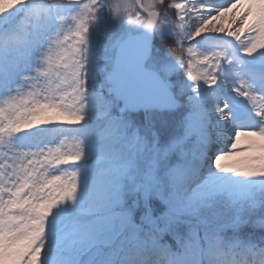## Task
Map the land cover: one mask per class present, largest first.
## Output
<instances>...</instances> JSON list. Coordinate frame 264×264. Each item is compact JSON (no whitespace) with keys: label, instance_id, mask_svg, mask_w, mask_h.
I'll return each mask as SVG.
<instances>
[{"label":"snow or ice","instance_id":"obj_1","mask_svg":"<svg viewBox=\"0 0 264 264\" xmlns=\"http://www.w3.org/2000/svg\"><path fill=\"white\" fill-rule=\"evenodd\" d=\"M0 264H264V0H0Z\"/></svg>","mask_w":264,"mask_h":264},{"label":"rangeland","instance_id":"obj_2","mask_svg":"<svg viewBox=\"0 0 264 264\" xmlns=\"http://www.w3.org/2000/svg\"><path fill=\"white\" fill-rule=\"evenodd\" d=\"M112 2L115 4V3H122L123 2V0H112ZM217 2L218 3H223L224 2V0H217ZM98 15L101 17V19L102 20H110L111 19V16H110V14L107 12V10H105V9H101V11L98 13ZM119 27H120V29L121 30H123L125 27H126V25L123 23V22H121L120 23V25H119ZM156 34H157V36L158 37H160V36H162L163 34H170L174 39H176V35H175V33L169 28V27H167V26H162V28H161V30L159 31V32H156ZM168 40H166V41H163L162 43H161V47H160V49L157 51V55L159 56V57H166L167 58V60H169L168 58L169 57H171V55L170 54H168V52L166 51V48H165V45L166 44H170L169 42H167ZM172 43H174V41L172 42ZM187 45V44H186ZM188 46V45H187ZM204 49L201 47V48H199L198 49V51H203ZM185 56H187V48H186V50H185ZM175 60L174 59V57H172L170 60ZM170 60H169V62H170ZM175 63V62H174ZM171 79V82H172V84H173V86H174V88H175V86H177V85H181V86H184V88H185V92H184V95H182L181 97H180V99L184 102L185 100H186V97H187V95H189L190 94V89L187 87V85H188V81H187V78H186V76H185V73H184V70L183 69H178L177 71H176V73L172 76V78H170Z\"/></svg>","mask_w":264,"mask_h":264},{"label":"clouds","instance_id":"obj_3","mask_svg":"<svg viewBox=\"0 0 264 264\" xmlns=\"http://www.w3.org/2000/svg\"><path fill=\"white\" fill-rule=\"evenodd\" d=\"M166 51L169 52V54L174 57V59H179V45L177 43H171L165 45Z\"/></svg>","mask_w":264,"mask_h":264},{"label":"trees","instance_id":"obj_4","mask_svg":"<svg viewBox=\"0 0 264 264\" xmlns=\"http://www.w3.org/2000/svg\"><path fill=\"white\" fill-rule=\"evenodd\" d=\"M166 1H168V0H166ZM166 40H168L167 42H169L170 44L172 43V40H171V38H169V37H166V36H164V37H162V39L160 40V39H157L156 40V42H155V48L157 49V50H159L160 49V47H161V41H166ZM172 58V56L170 57V59ZM170 62H172V63H174L175 62V60H170ZM179 69V68H178ZM177 69V70H178ZM175 74V73H174ZM173 74V75H174ZM172 75V76H173ZM172 78V77H171Z\"/></svg>","mask_w":264,"mask_h":264},{"label":"water","instance_id":"obj_5","mask_svg":"<svg viewBox=\"0 0 264 264\" xmlns=\"http://www.w3.org/2000/svg\"><path fill=\"white\" fill-rule=\"evenodd\" d=\"M152 39H153V37H152Z\"/></svg>","mask_w":264,"mask_h":264}]
</instances>
